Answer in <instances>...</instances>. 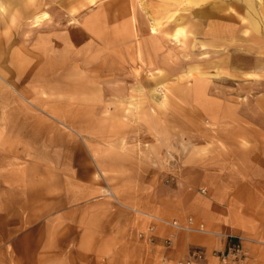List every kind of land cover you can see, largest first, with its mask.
<instances>
[{
  "label": "crops",
  "instance_id": "1",
  "mask_svg": "<svg viewBox=\"0 0 264 264\" xmlns=\"http://www.w3.org/2000/svg\"><path fill=\"white\" fill-rule=\"evenodd\" d=\"M95 8L0 0V264H174L192 249L204 254L196 264H227L213 255L226 235L242 238L245 264H264V31H233L243 76L231 96L203 94V152L165 184L142 160L90 143L96 171L79 141L95 119L72 97L89 85ZM189 217L206 232L157 220Z\"/></svg>",
  "mask_w": 264,
  "mask_h": 264
},
{
  "label": "rangeland",
  "instance_id": "2",
  "mask_svg": "<svg viewBox=\"0 0 264 264\" xmlns=\"http://www.w3.org/2000/svg\"><path fill=\"white\" fill-rule=\"evenodd\" d=\"M95 10L89 85L72 90L95 119L79 141L96 171L90 143L142 160L167 184L201 153L203 94L231 96L243 76L232 70L233 31H264V0H96Z\"/></svg>",
  "mask_w": 264,
  "mask_h": 264
},
{
  "label": "built area",
  "instance_id": "3",
  "mask_svg": "<svg viewBox=\"0 0 264 264\" xmlns=\"http://www.w3.org/2000/svg\"><path fill=\"white\" fill-rule=\"evenodd\" d=\"M158 221L167 224L174 229H182L186 231H195V232H206L202 224L195 225L193 219L189 217L186 223L181 224L178 221H164L162 219H157ZM152 228L148 229V232H152ZM144 233H141L143 236ZM227 245L224 250L215 251L213 255L218 258L221 262L227 264H245L244 261V252L241 246V237L226 235ZM172 241L171 237H167L164 240V244L169 246ZM204 254L200 249H192L189 252V255L182 260L176 261L174 264H196L199 261L203 260Z\"/></svg>",
  "mask_w": 264,
  "mask_h": 264
},
{
  "label": "bare ground",
  "instance_id": "4",
  "mask_svg": "<svg viewBox=\"0 0 264 264\" xmlns=\"http://www.w3.org/2000/svg\"><path fill=\"white\" fill-rule=\"evenodd\" d=\"M224 15V14H223ZM229 28V27H228ZM155 31V27L152 26V31L151 32H154ZM183 32V30L181 31ZM168 102V101H167ZM221 107V106H220ZM101 175H103L101 172H100Z\"/></svg>",
  "mask_w": 264,
  "mask_h": 264
}]
</instances>
